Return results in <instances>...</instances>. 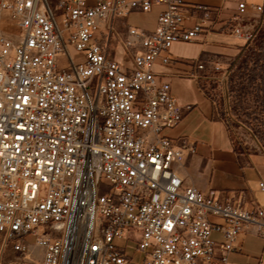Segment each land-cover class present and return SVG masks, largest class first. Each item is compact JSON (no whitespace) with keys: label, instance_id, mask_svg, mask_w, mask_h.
<instances>
[{"label":"built area","instance_id":"1","mask_svg":"<svg viewBox=\"0 0 264 264\" xmlns=\"http://www.w3.org/2000/svg\"><path fill=\"white\" fill-rule=\"evenodd\" d=\"M154 7V31L119 38L125 67L111 56L114 22ZM221 12L184 0H0V264H228L246 235L264 241V205L184 185L193 145L164 135L189 107L154 63L172 65L175 44L221 23L250 40L245 17L264 15V1L242 0L228 21ZM221 71L195 60L190 74L218 118Z\"/></svg>","mask_w":264,"mask_h":264},{"label":"crops","instance_id":"2","mask_svg":"<svg viewBox=\"0 0 264 264\" xmlns=\"http://www.w3.org/2000/svg\"><path fill=\"white\" fill-rule=\"evenodd\" d=\"M187 5H200L221 9V18L228 21L236 13V7L242 0H184ZM264 0H256L262 4ZM161 7H154L147 14H130L114 22L115 35L111 39V56L125 67L131 66L129 56L122 49L119 38L126 37L127 28L140 32H152L157 25V15ZM129 17L138 20L129 21ZM250 15L245 17L248 21ZM204 40L197 38L192 43H177L171 50L174 59L172 65L155 62L153 72L158 82L170 85L171 93L177 104L185 109L181 122L164 135L171 139H185L193 145V153L184 163L181 176L184 185L206 192L213 190L223 198L234 199L239 193L244 196L247 209L255 205H264V193L258 184L264 183V154L238 152L231 145L228 131L213 110L210 99L202 93L196 80L190 77L192 63L195 60L210 61L215 64L237 54V45L241 40L229 34V27L222 28ZM4 30L13 34L11 26L4 24ZM212 239L222 241V235L214 232ZM228 264H264V241L254 234L245 236L239 251L233 252Z\"/></svg>","mask_w":264,"mask_h":264},{"label":"rangeland","instance_id":"3","mask_svg":"<svg viewBox=\"0 0 264 264\" xmlns=\"http://www.w3.org/2000/svg\"><path fill=\"white\" fill-rule=\"evenodd\" d=\"M249 15L245 25L252 37L248 41L241 40L236 47L237 54L220 63L222 71L216 75L219 80L214 89L219 119L234 131L246 152L263 154L260 147L264 149V15ZM4 17L7 21V16ZM135 19L138 20L136 17L128 20ZM6 25L10 26L8 22ZM70 55L76 64L82 61L73 50ZM40 194L44 196V188ZM114 245L124 247L122 242ZM133 247L130 243L126 253L138 263L142 255L135 254Z\"/></svg>","mask_w":264,"mask_h":264}]
</instances>
